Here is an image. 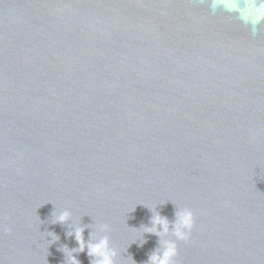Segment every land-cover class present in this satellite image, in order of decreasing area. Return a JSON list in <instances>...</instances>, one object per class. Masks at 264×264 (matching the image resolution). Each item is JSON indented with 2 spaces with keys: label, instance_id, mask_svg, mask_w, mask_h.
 I'll list each match as a JSON object with an SVG mask.
<instances>
[{
  "label": "water",
  "instance_id": "water-1",
  "mask_svg": "<svg viewBox=\"0 0 264 264\" xmlns=\"http://www.w3.org/2000/svg\"><path fill=\"white\" fill-rule=\"evenodd\" d=\"M183 208L175 264H264V0H0V264H148Z\"/></svg>",
  "mask_w": 264,
  "mask_h": 264
},
{
  "label": "clouds",
  "instance_id": "clouds-1",
  "mask_svg": "<svg viewBox=\"0 0 264 264\" xmlns=\"http://www.w3.org/2000/svg\"><path fill=\"white\" fill-rule=\"evenodd\" d=\"M70 217V213L66 210L60 212L56 217L58 223L66 222ZM194 225L193 213L188 208L177 211L176 221L171 230L169 222L166 218L160 217L158 214L152 218V226L145 228L144 231L149 234H155L158 238L163 236H171L175 239L161 240V247L158 251H154L148 258V264H175L174 257L177 255L176 241H187ZM159 226V230L157 228ZM101 230H107V225H101ZM84 228L77 227L71 234L77 242L78 248L73 251L84 252L87 249V255L93 258L92 264H114L113 257L116 252L109 247L107 236H102L98 241L93 242L91 239L84 240ZM70 264H79L72 252L68 253Z\"/></svg>",
  "mask_w": 264,
  "mask_h": 264
}]
</instances>
